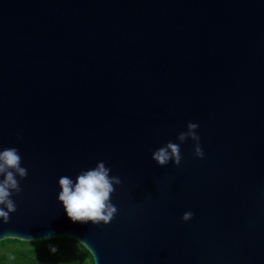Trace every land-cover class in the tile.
<instances>
[{"label":"water","instance_id":"obj_1","mask_svg":"<svg viewBox=\"0 0 264 264\" xmlns=\"http://www.w3.org/2000/svg\"><path fill=\"white\" fill-rule=\"evenodd\" d=\"M189 122L203 158L177 139ZM169 141L183 159L161 167ZM13 147L28 176L0 242L71 239L96 264H264V0H0ZM100 161L122 181L117 214L74 223L59 179Z\"/></svg>","mask_w":264,"mask_h":264},{"label":"clouds","instance_id":"obj_2","mask_svg":"<svg viewBox=\"0 0 264 264\" xmlns=\"http://www.w3.org/2000/svg\"><path fill=\"white\" fill-rule=\"evenodd\" d=\"M199 125L189 122L187 131L181 132L177 139L181 144L189 138L196 142L194 155L204 157L200 146V137L197 134ZM152 159L161 167L174 162L176 166L183 159L180 144L169 141L152 154ZM111 169L103 161L97 163L95 168L81 171L75 180L69 176H61L59 186L61 191L58 200L62 202L68 217L75 223H88L95 225L110 223L117 214V208L112 204L111 197L115 192L114 186L122 183L119 176L110 175ZM28 176V170L22 166V157L17 148H6L0 151V221L4 224L10 222V214L17 211V206L12 199L14 194L22 191L20 181ZM191 211L185 212L184 221L193 218ZM55 253V246L49 245Z\"/></svg>","mask_w":264,"mask_h":264},{"label":"trees","instance_id":"obj_3","mask_svg":"<svg viewBox=\"0 0 264 264\" xmlns=\"http://www.w3.org/2000/svg\"><path fill=\"white\" fill-rule=\"evenodd\" d=\"M56 247L53 253L49 247ZM0 264H96L85 246L71 239L30 242L6 239L0 242Z\"/></svg>","mask_w":264,"mask_h":264}]
</instances>
